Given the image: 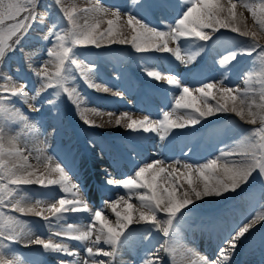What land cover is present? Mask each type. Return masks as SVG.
Returning <instances> with one entry per match:
<instances>
[{
	"label": "rangeland",
	"instance_id": "rangeland-1",
	"mask_svg": "<svg viewBox=\"0 0 264 264\" xmlns=\"http://www.w3.org/2000/svg\"><path fill=\"white\" fill-rule=\"evenodd\" d=\"M226 2L227 0H222V3ZM234 2L237 4V13L243 14L247 28L257 31L259 43L264 45V33L256 26L251 10L244 7V4H250L259 13L264 0H234ZM40 5L38 11L45 14L43 25H37L22 42L21 48L18 47L16 51L10 53L5 65L0 68V72L13 77V81L0 78V86L24 83L29 85L30 96L37 83L33 71L42 67L43 62L51 59L47 56V48L54 43V37L44 39L48 28L51 23H57L56 30L63 34L62 30L67 27L66 21L62 18L61 8L82 9L98 5L110 9L111 12L118 8L121 11V24L126 21L127 14L131 13L151 27L166 30L168 25L174 24L180 18L188 6L183 3V0H136L135 3L133 0H62L61 5L55 4L54 0H40ZM113 18L111 14L104 17L105 21ZM102 27H107V24L105 23ZM241 29L244 30L243 24ZM125 34L130 38V30ZM170 46L175 47V42H171ZM180 47L186 56H195L191 63L181 62L174 54L167 52L138 53L130 45L113 44L100 49H78V59L84 60L89 65H96L93 82L99 87H89L75 68L73 75L76 76V80L70 81L69 86L78 89L82 101L81 109H98L102 113V115H93L89 112L90 118L102 127L86 124L66 94L61 93L54 104L46 103L47 100L55 98L56 89H49L37 101L29 99L27 103H24L22 99H16L12 105L29 117L28 123L34 124V128L26 127L17 117L15 123L7 129L10 130L11 136H19L17 146L25 149L24 154L29 157V163L40 171H44L45 164L38 162L36 156H52L53 160L48 161V165H54L55 162L62 163L74 182L80 185L89 207L93 211L103 208L105 215L114 221L115 216L111 213L109 205L118 196L126 195L127 190L119 184L110 185L107 179L123 180L134 174L139 166L154 159L163 160L169 166L177 160L191 164L205 163L207 159L218 155L222 148L234 145L251 129L260 126L259 121L256 125L246 123L236 113H217L201 120L195 126L173 129L166 139L161 140L157 133L134 132L127 129L124 126L127 120L120 126L115 125L116 116L123 112H128L135 119L142 120L147 116L150 120L156 121L162 119L164 111H174V98L180 94L181 87L169 85L166 80L150 77L148 71L152 69L165 76L174 75L179 78L182 85L193 88H199L208 82H214L217 88L225 86L240 89L255 88L253 110L259 111L258 106L261 101L258 74L262 71V62L257 52L247 54L243 51L253 47L250 38L224 29L215 33L208 41L183 39ZM232 52L237 53L236 58L228 65H221L220 60ZM102 85L110 91L104 93ZM116 92L122 95L117 96ZM213 95L221 99L223 103L221 94L216 89H213ZM215 102V100H209V103L215 104ZM30 104L33 107H39V111H30ZM108 112L115 113V116L108 117ZM175 113L176 115L184 114L183 110H175ZM53 129H55L54 134ZM40 149L45 150L39 151ZM104 165L109 168L116 166L121 171L118 174L106 173ZM176 166L180 167V165ZM253 176L249 185H245L239 193H229L211 200L206 197L207 199L198 200L190 205L184 210L178 230L172 237H164L161 231L148 222L134 223L127 235L126 246L118 249L115 259L109 257L95 259H104L106 264H151L155 255L150 256L149 253H154L161 245L175 250L176 264H188L190 260L204 257L209 260L218 259L219 249L225 246V240L232 231L242 222H247V217L264 211V206H258L261 204V188L264 187V182L261 181L258 173H254ZM185 187H187L186 184ZM22 191L26 193L25 203L34 204L37 199H43L45 207L64 195L59 187L45 189L37 185H29L23 186ZM103 191L105 195L100 194ZM131 202L139 208L138 200L133 199ZM234 203L239 205L233 206ZM245 207L249 209L247 213L242 210ZM11 214L29 221V226L32 228L31 235H40L47 239L48 235L56 230L49 228L45 221L34 215H22L15 212ZM226 216L233 220V225L229 227L230 219L228 226L226 225L222 231L220 243H215L216 245L209 243L207 246L198 243L199 238L207 234L212 235L215 240L219 239L220 227L216 228L215 235L209 234L207 230L210 227L209 222L216 223ZM91 219V213L88 212L68 213L60 223L61 225L71 223L86 229ZM195 226L202 228L200 232L204 235L200 234L199 237L194 231L192 233L191 229ZM55 239L60 242L63 238ZM262 240H264V222L258 223L251 234L240 242L227 264H264ZM63 242L68 244L69 251L77 253L75 257L45 251L37 245L25 247L21 243L12 244L8 251L23 258L26 264H58L59 260L71 262V264H83L87 258L85 248L93 246L95 249L94 245L87 242L73 240ZM99 246L107 251L111 250L103 243ZM159 257L163 259V264H170L169 255L163 250L159 252Z\"/></svg>",
	"mask_w": 264,
	"mask_h": 264
},
{
	"label": "snow or ice",
	"instance_id": "snow-or-ice-1",
	"mask_svg": "<svg viewBox=\"0 0 264 264\" xmlns=\"http://www.w3.org/2000/svg\"><path fill=\"white\" fill-rule=\"evenodd\" d=\"M54 3L61 5L62 0H54ZM183 3L188 4L186 10L174 24L168 25L166 30L151 27L131 13L127 14L126 21L121 24V11L118 8L114 12L98 5L82 9L61 8L67 27L62 30L63 34L56 30L57 23H51L48 28L44 39L54 37V43L47 48V56L51 59L33 71L37 78L35 90H31L33 94L29 95V85L24 83L0 86V264H26L23 258L8 251L15 243H21L25 247L37 245L45 251L75 257L77 253L69 251L64 240L87 242L95 246V249L93 246L85 248L86 257L92 259L86 258L83 264H106L104 259L95 258L115 259L118 249L126 246L127 235L134 223L148 222L161 231L164 237L170 238L176 234L184 210L196 201L209 196L223 197L225 194L239 193L245 185H249L254 173H258L264 182V45L259 43L258 32L247 28L243 14L237 13L234 0H227L226 3H222V0H183ZM40 6V0H0V68H3L9 54L22 45L34 28L43 25L45 14L38 11ZM244 7L251 10L256 26L264 33V3L261 4L259 13L250 4L246 3ZM109 14L114 18L105 21L104 17ZM105 23L107 27H102ZM242 24L244 30L241 29ZM224 29L250 38L253 47L243 51L247 54L257 52L262 62V71L258 74L261 101L259 111L253 110L255 88H217L214 82L193 88L182 85L174 75L165 76L159 71H148L150 77L181 87L180 94L174 98V111H164L162 119L156 121L147 116L142 120L135 119L128 112H123L116 116L115 125L120 126L127 120L124 125L127 129L157 133L161 140L166 139L173 129L195 126L201 120L217 113H236L246 123L256 125L259 121L260 126L251 129L233 146L222 148L218 155L207 159L205 163L191 164L177 160L169 166L163 160L154 159L139 166L134 174L123 180L107 179L110 185L119 184L127 190L126 195L118 196L109 205L111 213L115 216L114 221L105 215L103 208L93 211L89 207L80 185L74 182L62 163L48 165L47 162L53 160L52 156L37 155L36 160L45 164V170L40 171L29 163V157L24 154L25 149L17 146L18 135L8 136L5 140L6 129L15 123L17 117L26 127H35L34 124L28 123V116L12 106L16 99H22L24 103L29 99L37 101L49 89H56L55 98L47 100L46 103L54 104L61 93L66 94L86 124L102 127L90 118L89 112L93 115L102 113L98 109H81L82 101L78 89L69 86L70 81L76 80L73 75L75 68L89 87H99L93 82L96 65H89L78 59V49H100L113 44L130 45L138 53L167 52L174 54L181 62L191 63L195 56L183 54L180 42L183 39L208 41L215 33ZM129 30L130 38L125 34ZM171 42H175V47L170 46ZM236 55V52L225 55L220 64H230ZM17 71L19 72V69ZM0 78L13 81L11 75L2 72ZM213 89L221 94L223 103L213 95ZM103 91L108 92L110 89L104 87ZM115 95L122 94L116 92ZM209 100L216 102L209 103ZM29 110L38 112L39 107L30 104ZM175 110H183L184 114L176 115ZM107 116L111 118L115 113L108 112ZM29 185L45 189L59 187L64 195L46 207L43 206V199L28 204L25 203L26 193L22 189L23 186ZM133 199L139 201V208L131 202ZM260 200L261 204L258 206H264V187L261 188ZM12 212L39 217L49 228L56 230L52 231L47 239L40 235H31L29 221L11 214ZM84 212L91 213L92 216L86 229L71 223L61 225L60 222L66 214ZM246 220L247 222H242L226 238L225 246L219 249L218 259L209 260L204 257L190 260L188 264H227L240 242L251 234L258 223L264 222V211L256 212ZM214 224L215 221L209 222V226ZM57 237L63 239L57 242ZM101 243L109 246L111 250L100 247ZM261 246L264 247V240L261 241ZM161 250L169 255L170 264H176L175 250L165 245L156 249L154 254L149 253L150 256L155 255L151 264H163V259L159 257ZM58 264L71 262L59 260Z\"/></svg>",
	"mask_w": 264,
	"mask_h": 264
},
{
	"label": "bare ground",
	"instance_id": "bare-ground-1",
	"mask_svg": "<svg viewBox=\"0 0 264 264\" xmlns=\"http://www.w3.org/2000/svg\"><path fill=\"white\" fill-rule=\"evenodd\" d=\"M166 15H168V14H166ZM140 16V15H139ZM171 16V15H170ZM167 17V16H166ZM168 18H171V17H169L168 16ZM169 20V19H168ZM164 23H165V21H164ZM160 66V65H159ZM151 68V67H150ZM159 69V68H158ZM153 70V69H152ZM151 70V71H152ZM103 77V76H102ZM103 80V79H102ZM107 81V80H106ZM104 83V82H103ZM107 84H108V82H107ZM104 87V85H102V88ZM100 90V89H99ZM101 91V90H100ZM109 92V91H108ZM104 93H106V92H104ZM100 94V93H99ZM101 94H103V93H101ZM96 97V96H95ZM102 97V96H101ZM100 97V98H101ZM255 99H257V98H255ZM169 100V99H168ZM258 100V99H257ZM256 105V104H255ZM256 109H257V107H256ZM146 111H147V109H146ZM152 111V110H151ZM149 115V114H148ZM152 118V117H151ZM17 119V118H16ZM154 119V118H153ZM156 120V119H155ZM159 120V119H158ZM244 125V124H243ZM13 130V129H12ZM229 130V129H228ZM231 130V129H230ZM230 132V131H229ZM14 133V132H13ZM231 133V132H230ZM227 135V134H226ZM8 136H11V134H10V130L9 129H6V136H5V140H7V137ZM231 139V138H230ZM227 141H228V143H229V140L227 139ZM230 144V143H229ZM7 145V144H6ZM228 145V144H227ZM231 145V144H230ZM233 146V145H232ZM231 147V146H230ZM105 169H106V173H109V174H118V173H120V169H117L116 168V166H114V167H112V168H109L107 165H104L103 166ZM109 170V171H108ZM100 194H104L103 192L102 193H100ZM89 195H92V194H89ZM94 196V195H93ZM103 196V195H102ZM90 197H92V196H90ZM104 197V196H103ZM109 197V196H108ZM112 197V196H111ZM100 198V197H99ZM206 198V197H205ZM207 198H209V200H211V199H213L214 197L213 196H209V197H207ZM206 198V199H207ZM101 199V198H100ZM208 200V201H209ZM241 201H243V203H245L244 202V200L242 199ZM258 205V204H257ZM210 206V205H209ZM208 207V206H207ZM257 207V206H256ZM260 207V206H259ZM243 210V212L244 213H247V211L249 210L247 207H245L244 209H242ZM202 224V223H201ZM206 224V223H205ZM200 226V225H199ZM203 226V225H202ZM228 226V225H227ZM204 227V226H203ZM217 227H220L219 228V231H218V233H219V239H217V240H215V239H213L212 238V235L211 236H209L207 233V235H204V233H202V232H200V228L199 227H195V235L197 236H199L200 237V234H203L204 236H203V238H199V242L198 243H201V244H205V246H207L209 243H211V245L212 244H214V245H216L215 243H220V241H221V237L223 236V233H222V231H224V227H225V223H218L217 224V226L215 227V228H217ZM192 233H194V232H192ZM218 233H216V234H218ZM215 235V234H214ZM195 236V237H196ZM202 236V235H201ZM216 237V238H217ZM195 240V239H194ZM218 246V245H217ZM155 253V252H154ZM153 253V254H154ZM127 264H129V263H127Z\"/></svg>",
	"mask_w": 264,
	"mask_h": 264
}]
</instances>
